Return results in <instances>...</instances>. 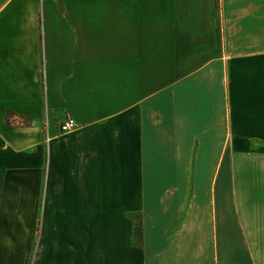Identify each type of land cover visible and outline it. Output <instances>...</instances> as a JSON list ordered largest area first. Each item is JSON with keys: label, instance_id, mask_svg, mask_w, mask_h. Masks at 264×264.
Wrapping results in <instances>:
<instances>
[{"label": "crops", "instance_id": "obj_1", "mask_svg": "<svg viewBox=\"0 0 264 264\" xmlns=\"http://www.w3.org/2000/svg\"><path fill=\"white\" fill-rule=\"evenodd\" d=\"M0 264H264V0H0Z\"/></svg>", "mask_w": 264, "mask_h": 264}, {"label": "built area", "instance_id": "obj_2", "mask_svg": "<svg viewBox=\"0 0 264 264\" xmlns=\"http://www.w3.org/2000/svg\"><path fill=\"white\" fill-rule=\"evenodd\" d=\"M79 126L77 120L73 117H67L65 120L61 122V132H70L76 129ZM45 131H46V141L51 140V135L48 132V122L45 124Z\"/></svg>", "mask_w": 264, "mask_h": 264}, {"label": "trees", "instance_id": "obj_3", "mask_svg": "<svg viewBox=\"0 0 264 264\" xmlns=\"http://www.w3.org/2000/svg\"><path fill=\"white\" fill-rule=\"evenodd\" d=\"M138 230H139V232H141V231H142V226H141V223H139V224H138Z\"/></svg>", "mask_w": 264, "mask_h": 264}]
</instances>
